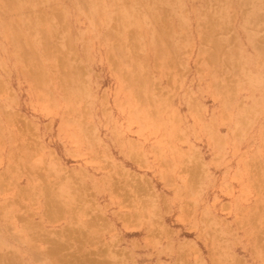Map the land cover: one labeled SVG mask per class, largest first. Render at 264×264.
Returning a JSON list of instances; mask_svg holds the SVG:
<instances>
[{
	"label": "rangeland",
	"instance_id": "obj_1",
	"mask_svg": "<svg viewBox=\"0 0 264 264\" xmlns=\"http://www.w3.org/2000/svg\"><path fill=\"white\" fill-rule=\"evenodd\" d=\"M0 227V264H264V0H0Z\"/></svg>",
	"mask_w": 264,
	"mask_h": 264
},
{
	"label": "bare ground",
	"instance_id": "obj_2",
	"mask_svg": "<svg viewBox=\"0 0 264 264\" xmlns=\"http://www.w3.org/2000/svg\"><path fill=\"white\" fill-rule=\"evenodd\" d=\"M167 63H168V62H167ZM168 64H169V63H168ZM233 84H234V83H233ZM141 103H142V102H141ZM167 103H168V102H167ZM166 106H167V105H166ZM106 167H107V166H106ZM27 169H28V168H27ZM116 189H117V188H116ZM59 193H60V192H59ZM16 202H17V201H16ZM58 208H59V207H58ZM58 208H57V209H58ZM54 209H55V208H54ZM48 210H49V209H48ZM143 210H144V209H143ZM55 211H56V210H55ZM58 211H60V208L58 209ZM46 213L48 214V212H46ZM56 213L59 214V213H61V212H59V213H58V212H53V215H52L51 217H52V218H53V217H56V216H57ZM63 213H64V212H63ZM43 214H44V213H43ZM49 214H50V213H49ZM49 214H48V215H49ZM61 214H62V213H61ZM59 215H60V214H59ZM20 216H21V215H20ZM29 217H30V216H29ZM48 217H49V216H48ZM57 217H59V216H57ZM17 218H18V217H17ZM127 218H128V217H127ZM130 218H131V217H130ZM49 220H50V219H49ZM127 220H128V219H127ZM126 222H128V221H126ZM35 223H36V222H35ZM130 223H131V222H130ZM29 224H30V223H29ZM33 224H34V223H33ZM36 226H37V225H36ZM0 228H1V227H0ZM36 228H37V227H36ZM39 228H40V227H39ZM19 229H20V228H19ZM40 229H41V228H40ZM76 229H77V228H76ZM33 230H34V229H33ZM66 230H67V229H66ZM24 231H25V230H24ZM26 231H27V230H26ZM28 231H29V230H28ZM34 231H35V230H34ZM41 231H42V230H41ZM29 232H30V231H29ZM35 232H36V231H35ZM37 232H39V231H37ZM33 233H34V232H33ZM63 233H64V232H63ZM70 233H71V232H70ZM74 233H75V232H74ZM43 234H44V233H43ZM28 235H29V233H28ZM28 235H26V236L28 237ZM33 235H35V234H33ZM47 235H48V234H47ZM56 235H58V234H56ZM65 235H66L65 237H67V234H65ZM68 235H69V234H68ZM73 235H74V234H73ZM30 236H32V235H30ZM20 237H22V236H20ZM27 237L24 238V243H25L24 245H25V246H24V245H23V246H24V249H26V250H27V248H29V250L31 251V253H29V255H30L29 258L32 257V260H33V259L35 258V257H34L35 250H37V249H39V248H38V245H36L37 241H35V242H36L35 244H33V243L31 244V243L26 242ZM61 237H62V236H61ZM35 238H36V237H35ZM37 238H38V237H37ZM37 238H36L35 240L40 241V239H37ZM40 238H42V237H40ZM50 238H51V237H50ZM69 239H70V238H69ZM73 239H74V236H73ZM28 240H29V238L27 239V241H28ZM59 240H60V237H59ZM77 240H78V239H77ZM77 240H76V241H77ZM51 241H52V240H51ZM65 241H66V240H65ZM79 241H80V240H79ZM81 241H82V240H81ZM61 242H63V241H60V243H61ZM85 242H86V240H85ZM71 243H72V242H71ZM82 244H83V242H82ZM78 245H79V244H78ZM2 246H3V245H2ZM54 246H55V245H54ZM63 246H65V245H63ZM63 246H62V247H63ZM74 246H75V244H74ZM83 246H84V245H83ZM109 246H110V245H109ZM3 247H4V246H3ZM31 247L34 248L35 250H34V249H31ZM66 247H67V246H65V249H66ZM47 248H48V247H47ZM49 248L51 249V247H49ZM56 248H58V246H57ZM56 248L53 247V249H56ZM59 248H61V246H60ZM59 248L56 249V250H59ZM67 248H68V247H67ZM84 248H85V246H84ZM63 249H64V248H63ZM63 249L61 248V251H62ZM72 249H74V248L72 247ZM56 250H54V251L56 252ZM79 250H80V249L78 248V251H79ZM63 251H64V250H63ZM74 251H75V250H74ZM40 252H41V251H40ZM64 252H65V251H64ZM72 252H73V251H72ZM87 252H88V250H87ZM91 252H92V251H90L89 255H93V254H95V253H93V252H92L93 254H91ZM41 253H42V255H43L44 257H48L49 254H50V253L48 252V250L42 251ZM53 253H54V252H53ZM60 253H61V252H60ZM75 253H76V251H75ZM56 254H57V253H56ZM86 254H87V253H86ZM104 254H105V252H104ZM40 255H41V254H40ZM51 255H52V254H51ZM89 255H87V256H89ZM96 255H97V254H96ZM101 255H102V254H101ZM77 256H78V255H77ZM98 256H100V255H98ZM102 256H105V255H102ZM36 257H39V254H38V256H36ZM40 257H41V256H40ZM65 257H66V256H65ZM85 257H86V256H85ZM90 257H91V256H90ZM0 258H1V257H0ZM72 258H73V256H72ZM81 258L83 259V256H82ZM86 258H88V257H86ZM1 259H2V258H1ZM36 259H37V258H36ZM65 259H66V258H65ZM84 259H85V258H84ZM88 259H89V258H88ZM88 259H86V261H85V260H84V261L82 260L83 264H85L86 262H88ZM91 259H93V258H91ZM91 259H89V260H91ZM7 260H8V262H6V263L3 262V264H20V263L17 262L16 258L13 257V256H11V257L9 256V258H7ZM78 260L80 261V259H78ZM78 260H77V261H78ZM93 260H95V259H93ZM214 260H215V259H214ZM22 261H23V260H22ZM65 261H66V260H65ZM65 261H64V262H65ZM74 261H76V259L73 260V262H74ZM79 261H78V262H79ZM95 261L98 262V261H100V260H95ZM46 262H48V261H46ZM49 262H50V261H49ZM91 262H92V261H91ZM93 262H94V261H93ZM97 262H96V263H97ZM100 262H103L104 264H106L105 260L100 261ZM100 262H98V263H100ZM237 262H238V261H237ZM67 263H69V261H68ZM70 263H72V261H71ZM76 263H77V262H76ZM79 263L81 264V261H80ZM94 263H95V262H94ZM96 263H95V264H96ZM108 263H109V262L107 261V264H108ZM60 264H61V263H60ZM77 264H78V263H77ZM87 264H92V263H87ZM101 264H102V263H101Z\"/></svg>",
	"mask_w": 264,
	"mask_h": 264
}]
</instances>
